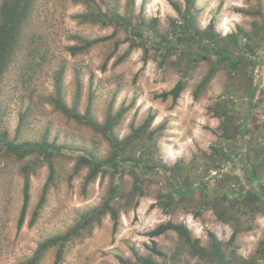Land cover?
Here are the masks:
<instances>
[{"label":"rangeland","instance_id":"1","mask_svg":"<svg viewBox=\"0 0 264 264\" xmlns=\"http://www.w3.org/2000/svg\"><path fill=\"white\" fill-rule=\"evenodd\" d=\"M186 8L185 0L35 1L25 45L1 75L0 127L9 138L40 141L45 136L98 159L109 155L112 146L104 133L67 116L54 104L59 73L69 106L82 114L90 107L101 124L120 115L113 128L120 139L150 112L156 116L128 148L131 162L117 170H101L89 182L88 166L77 168L76 156L57 154L54 179L33 224V212L49 180L48 162L36 153L18 158L3 147L0 264L28 259L42 241L67 231L84 213L111 197L119 212L116 233L111 214H105L70 244L63 264H149L144 257L153 264L199 262L187 252L177 253L175 231L149 235L167 221L185 223L206 247L211 242L209 231L224 243L230 240L235 222L218 218L212 206L214 195L207 192L220 186L233 192L264 185V0H194L191 5L196 29L213 23L220 45L228 47L232 56L244 58L239 67L216 54L204 58L202 39L190 38L169 53L166 38L180 42L177 34ZM83 14L86 19L78 17ZM231 34H237V44L228 37ZM110 35L75 54L69 49L82 44L78 36ZM212 67L214 76L195 97ZM180 79L186 87L177 103L158 96ZM149 132H154L152 139L147 138ZM257 158L262 160L257 170L260 178L252 182ZM26 174L31 181L30 200L19 227ZM138 178L141 191L132 196ZM170 193L176 198L174 205L167 203ZM259 206L256 213L243 215L237 239L226 248L228 254L247 259L260 255L256 259L264 264V200ZM55 252L51 248L40 264H53Z\"/></svg>","mask_w":264,"mask_h":264},{"label":"trees","instance_id":"2","mask_svg":"<svg viewBox=\"0 0 264 264\" xmlns=\"http://www.w3.org/2000/svg\"><path fill=\"white\" fill-rule=\"evenodd\" d=\"M35 1L36 0L1 1L0 87L2 77L1 75L13 62L15 56L19 54L20 49L25 45L24 39L26 37V29L31 18ZM185 2L187 8L183 13H181L184 20L182 22V25L178 29L179 33L177 34L180 42L176 43L174 40H167L168 37L166 38V42L168 43L167 50L169 51V53L175 51L178 48L177 46L179 43L190 42V38L194 40L202 39L205 42V45H202V56L204 58H207L210 54H216L219 59L229 60L231 61L230 63H232L234 66L239 67L244 62V58H236L232 56L228 51V47H223L220 45L221 37L218 33H216L213 23H211L210 26L204 30L198 28L196 29L194 25V16L190 12V8L194 3V0H185ZM175 7L176 9L181 11L180 7L176 3ZM113 15L116 18H121V16L117 13H113ZM78 17L85 18L86 16L83 14ZM137 34L141 33L137 32ZM197 36L200 38H197ZM228 37L237 44V34H231ZM77 38L80 42H82V44L69 46V49L73 54L89 49L90 47L101 41L110 39L112 38V35L92 39L83 36H78ZM133 43L136 42L134 41ZM117 44L118 43H116V45ZM193 59L195 61L198 60V58ZM214 73L215 68L212 67L198 84L197 89L194 92L195 97H198L199 91L207 86L211 78L214 76ZM60 74L61 73L57 74L56 76V94L55 96H53V101L56 107L67 116L74 118L77 121H82L92 126L95 130L104 133L111 142L112 150L105 159H98L86 150L69 148L66 145H60L54 142H50L45 136L40 141H34L30 139L17 141L15 138H9L8 131L0 127V150L5 147L7 151L14 154L18 158H24L30 154L36 153L38 156L43 157L49 165V180L47 181L43 189L41 198L39 199L38 204L33 212L30 224H33L35 222L40 210L45 204L47 187L49 186L50 181L53 180L55 176L54 157L57 154H68L76 156L78 159L77 168L88 166L90 171L87 175V181L89 182L101 170H117L119 169V167L124 166L127 162H131L132 156H129L128 148L134 144L136 138H139L141 135H143L144 132L148 130L156 116L155 113L150 112L145 121L139 127L134 128L133 132L130 135L120 139L113 132V128L120 120V115L109 117L105 121V123L101 124L93 118L90 107H88V110L85 114H82L75 106H69L64 98L63 83ZM185 87V81L183 79H180L171 89L161 92L160 94H158V96L162 97L163 99L171 97L173 103L175 104L177 103ZM256 91L257 87L252 92L251 97L255 95ZM226 115L229 119H231V115H228V113H226ZM239 126L241 127L243 125L240 124ZM153 135L154 132H149L147 134V138L152 139ZM223 137L225 138V135H223ZM214 150L218 151V148L215 146ZM140 161L141 160L137 161V164L139 166L142 165ZM260 166H262V160L260 158H257L252 167V171H254L255 173V178H251L252 182H256L259 180L260 176L257 170ZM136 182V188H134V190L131 192L132 196L137 193V189L141 191V186L138 184L140 182V179L138 178ZM30 186V177L26 174L23 187V204L18 222L19 227H21V225L23 224L25 213L29 205ZM112 193H117V189L113 187ZM207 193L210 195H214L212 206L218 218L223 221L235 222V229L230 240L227 243L222 242L217 238L215 233L209 231L208 234L210 236L211 242L210 245L206 247L201 243V239L199 237H195L193 235L192 231L185 223L174 221H167L159 224L149 232V235L151 237H155L169 230L175 231L179 236L180 244H178L177 253L183 251L189 253L191 256L199 258V262H195V264H201V262H204L205 264H238L239 262H243V264H259L257 259L260 258V255L256 257L257 259H247L235 255L233 253V248L230 251L233 254H228L227 248L233 244L240 233L239 225L241 223L243 215L248 213L254 214L256 213L257 209L261 208L259 204L260 202H262V200H264V185L260 184L259 188L256 190H233V192H230V187L226 188L225 186H220L212 191L208 190ZM167 196L169 197V202L167 203L174 205L176 203V198L174 197V195L170 193ZM112 198L113 197L105 199L102 204L93 207L92 209L84 213L81 220L67 231L54 235L42 241L31 257L22 262H19L18 264H40L46 253L51 248H55L56 250L53 264H63L67 248L70 246V244L77 238L81 237L86 230H90L93 223L99 222L102 219V216L107 213H110L111 217L113 218V232L116 233L119 224V212L118 209L113 205ZM153 243L156 244L155 240H153ZM154 249L158 254L163 255V253L160 250L156 249V247H154ZM143 259L145 262L153 264V261L151 259L145 257Z\"/></svg>","mask_w":264,"mask_h":264}]
</instances>
